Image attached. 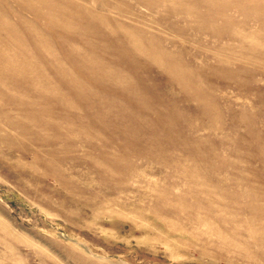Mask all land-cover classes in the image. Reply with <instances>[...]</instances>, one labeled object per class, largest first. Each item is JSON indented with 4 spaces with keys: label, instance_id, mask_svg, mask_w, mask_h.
<instances>
[{
    "label": "rangeland",
    "instance_id": "374dc122",
    "mask_svg": "<svg viewBox=\"0 0 264 264\" xmlns=\"http://www.w3.org/2000/svg\"><path fill=\"white\" fill-rule=\"evenodd\" d=\"M0 264H264V0H0Z\"/></svg>",
    "mask_w": 264,
    "mask_h": 264
}]
</instances>
